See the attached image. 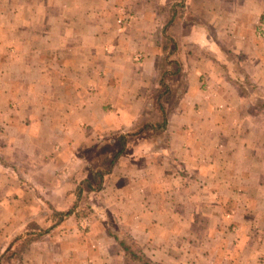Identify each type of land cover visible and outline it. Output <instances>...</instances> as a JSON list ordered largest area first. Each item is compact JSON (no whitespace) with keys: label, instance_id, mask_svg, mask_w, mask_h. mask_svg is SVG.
<instances>
[{"label":"crops","instance_id":"0c3cea01","mask_svg":"<svg viewBox=\"0 0 264 264\" xmlns=\"http://www.w3.org/2000/svg\"><path fill=\"white\" fill-rule=\"evenodd\" d=\"M137 256L264 264V0H0V264Z\"/></svg>","mask_w":264,"mask_h":264},{"label":"built area","instance_id":"2783aa9c","mask_svg":"<svg viewBox=\"0 0 264 264\" xmlns=\"http://www.w3.org/2000/svg\"><path fill=\"white\" fill-rule=\"evenodd\" d=\"M129 19H130V16H121V17L117 18V22H118V24L122 25L125 22H128ZM135 59H139V56H136Z\"/></svg>","mask_w":264,"mask_h":264},{"label":"trees","instance_id":"16d2710c","mask_svg":"<svg viewBox=\"0 0 264 264\" xmlns=\"http://www.w3.org/2000/svg\"><path fill=\"white\" fill-rule=\"evenodd\" d=\"M131 258V257H130ZM134 257L131 258V260H133ZM137 261L142 260V264H150V262H148L145 258H139L138 256L136 257Z\"/></svg>","mask_w":264,"mask_h":264}]
</instances>
